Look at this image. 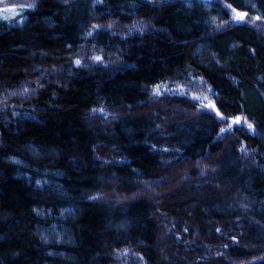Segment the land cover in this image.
<instances>
[{
  "label": "trees",
  "instance_id": "obj_1",
  "mask_svg": "<svg viewBox=\"0 0 264 264\" xmlns=\"http://www.w3.org/2000/svg\"><path fill=\"white\" fill-rule=\"evenodd\" d=\"M221 2L264 24V0H35L0 20V85H30L24 112L0 109V264H264V31ZM86 39L118 64L75 66ZM188 72L217 112L151 93Z\"/></svg>",
  "mask_w": 264,
  "mask_h": 264
},
{
  "label": "rangeland",
  "instance_id": "obj_2",
  "mask_svg": "<svg viewBox=\"0 0 264 264\" xmlns=\"http://www.w3.org/2000/svg\"><path fill=\"white\" fill-rule=\"evenodd\" d=\"M35 0H0V20L5 19L10 21V23L20 24L23 22V11L25 9L30 8L33 5ZM205 2H211V0H204ZM216 1V0H214ZM229 13V18L227 22H243L247 21L249 24L256 26L259 29L264 31V24L260 22L259 17L253 14H247L246 12L239 11L234 9L232 6L228 5L227 3L221 2ZM240 14H243V18L240 19ZM146 27V23L142 19H138L131 24H122L119 25L117 23H108V24H94V28L91 30L90 33H94L96 30L99 29H107L112 30V32H123V33H132L136 32L137 30L144 29ZM94 31V32H93ZM93 36V35H92ZM89 38V37H88ZM98 61L104 63L102 65H117V61L115 63L113 53H109L106 56H103L102 50L96 49L95 45L91 43V39H86L79 49V52L74 55L73 63L75 66H88L94 65ZM114 65V66H115ZM29 85V84H27ZM30 86V85H29ZM27 86L26 88H29ZM5 86L0 85V109H9L10 112L14 115H20L21 112H24L22 109L18 108L13 101L12 97L15 95L18 96L20 100H22V95L25 97L27 95L28 90L26 88L14 89V91L10 95H5ZM30 89V88H29ZM18 91L19 93H17ZM27 91V92H26ZM151 93L155 96L171 94V95H182L190 98L194 101L198 108L212 110L217 112V108L215 106V92L210 87V85L199 76H195L193 73L188 72L184 75L180 76L179 78L175 79H167L161 81L155 85L151 86ZM10 98V100H9ZM22 110V111H21ZM91 112L99 113L106 115L108 113V108L105 106H98L94 107ZM243 115H237L231 118H228L226 123L222 127V134L232 130L235 125L242 124L243 122ZM245 148V146L243 147ZM248 152V151H247ZM183 161H181L182 163ZM180 163V164H181ZM200 165V163H199ZM169 178V175L167 176ZM167 177H163L162 179L156 181V183H152L151 186L154 190H151L152 187L145 188V194L150 193H157L162 191L161 187L164 189V185L167 184ZM151 191V192H148ZM161 193V192H159ZM102 196V194H99ZM116 256H119L120 263L119 264H129L130 262H134L135 264H145L144 261L138 255H133L129 249H121L116 252ZM130 262H128V261ZM255 261L247 260L238 262V264H248V262Z\"/></svg>",
  "mask_w": 264,
  "mask_h": 264
},
{
  "label": "snow or ice",
  "instance_id": "obj_3",
  "mask_svg": "<svg viewBox=\"0 0 264 264\" xmlns=\"http://www.w3.org/2000/svg\"><path fill=\"white\" fill-rule=\"evenodd\" d=\"M239 18L242 19L243 18V14H240ZM249 127H251V125H249Z\"/></svg>",
  "mask_w": 264,
  "mask_h": 264
}]
</instances>
